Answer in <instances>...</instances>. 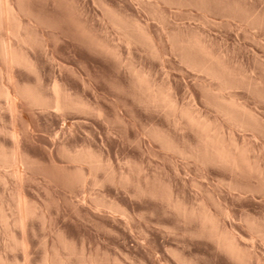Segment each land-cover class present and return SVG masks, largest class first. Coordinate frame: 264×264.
<instances>
[{
    "label": "rangeland",
    "instance_id": "obj_1",
    "mask_svg": "<svg viewBox=\"0 0 264 264\" xmlns=\"http://www.w3.org/2000/svg\"><path fill=\"white\" fill-rule=\"evenodd\" d=\"M11 1L35 48L10 37L4 25L0 37L22 49L36 70L7 69L0 57V86L8 83L16 97L12 113L0 98V147H19L26 161L17 177L0 170V204L11 216L17 197L34 216L22 228L10 225L22 248L0 227L2 259L12 264H44L45 256L65 264H242L203 229L198 216L205 209L222 232L237 238L247 257L243 264H264V0ZM112 12L139 23L152 44L130 48ZM189 41L195 43L189 53L196 55L203 46L216 58V68L227 71L234 86L223 94L246 106L257 129L241 128L221 112L218 80L193 67L181 50ZM133 67L169 91L181 109L222 128L229 142L247 152L248 164L233 169L204 163L165 146L156 134L193 152L198 133L186 120L176 123L164 106L144 101ZM55 83L85 108L58 112L18 94L26 85L39 86L52 101ZM86 152L103 160L98 173L72 159Z\"/></svg>",
    "mask_w": 264,
    "mask_h": 264
},
{
    "label": "bare ground",
    "instance_id": "obj_2",
    "mask_svg": "<svg viewBox=\"0 0 264 264\" xmlns=\"http://www.w3.org/2000/svg\"><path fill=\"white\" fill-rule=\"evenodd\" d=\"M10 1L9 0H0V30L5 32L6 30H3V27L5 26L9 30V31L8 30L7 31L10 33V35H11L10 37L13 36V38H15L16 40L23 43L24 46L25 45L33 46L36 43H34L33 39H31L32 40L31 41L30 38L28 37V36H30V35H28L30 33L26 32V30L22 24L23 22L21 21L22 18L20 19L21 16H19L18 10H16V7H13L15 5H12L11 4L12 1L11 2ZM21 8L19 7V9H21ZM109 13H110V11H109ZM113 13L114 12L111 13L113 16L112 18L114 19L113 22H115L116 27L118 28V30L120 31L124 40L126 41L127 45H129L130 48L133 44H136V43L141 44V42L146 43V45L152 44L151 43L152 40L150 42V39H151L150 35L151 34L149 35L146 33V31L144 32L141 29L142 26L138 25L139 23L136 22L137 24L136 23L130 24L123 18L121 20L118 19L117 15L115 17L114 16L115 13H114V15H113ZM23 15H25V14H23ZM130 22H132V21H130ZM3 37L4 36H2V38ZM2 38L0 37V57L3 60L5 67H6V65H8L11 68H12V66H20V67L28 68L30 71L34 72L36 69H35V65H34V62L32 61V59L30 60L29 56L25 52H23L22 49L20 50L16 47L12 48V46H11L12 44H10L7 39H6L7 40L6 41ZM193 41L197 42V39L193 40ZM192 42L189 41V43L181 44V47H183V45H184V48L181 50L185 49L184 51L185 52L187 51L186 53L183 52V53H185L184 56L186 55L185 58L187 57L186 59L189 60V62L191 63V65L193 67H195L197 70H199L201 72L208 74L213 79L218 80L219 89L218 88H216V89H218L219 90L218 92H220L219 95H217L218 96L217 99L220 101L219 108H220L221 112L225 115V117L228 120L233 121L235 124H237L241 128L242 127L243 128L251 127L253 129H255V128L257 129V127H258L257 125L259 123L256 124L255 118H254V121H252L253 117L250 113H248V114H250L251 116L250 115L246 116V115H248L246 113L247 111L245 110L246 106L245 107L242 106V104H239L235 99H233V97H234L233 95H232L233 97L231 96V99H230V97L228 99V97H226L227 95H224L225 93H228V91L230 93L231 88L233 89V86H234L233 81L231 79L228 80L229 75H226L227 71L225 72L224 71L225 69H224V70H222L223 71L222 72V71H220V69L216 68L217 66L220 68L219 65H216V63H217L216 58L212 54H210V52L207 53L206 52L207 50L204 51L203 49H205V48L203 46H202V49H200L201 48L200 42H197L198 44L196 45V46L200 47V48L199 47L196 48V49H199L200 51H198L196 55L189 53V52H191L192 47L194 48V45H195V43L193 42L194 43V45H193ZM37 44H39V43H37ZM188 44H191V45H189L190 48L187 47ZM134 46H136V45H134ZM178 49H179V47H178ZM188 49H190V50L188 51ZM109 51H110V49H109ZM154 51H156V50L154 49ZM199 52L202 53V55L204 57L202 55L201 56L203 58H201ZM203 52H204V54H203ZM112 55H114V57H117V52L113 50ZM198 56H200V57H198ZM8 66L6 67L7 69L9 68ZM221 69H223L222 66H221ZM12 70H13V68H12ZM132 71L134 72V75H135V84H136V86H138L137 88L140 90L141 94L143 95L142 97L144 98V101L147 102V104L152 105V106L153 105L158 106V107L164 106V108H167L169 110V112L171 113V115L174 117V121L176 123H180L182 120H186L188 125H190L198 133L199 144H198V147L196 148V150L193 152L184 151V150H182V148L180 149L177 145H175L171 141L172 139L168 140L167 138H163L159 134H156V136L163 141L165 146H167L168 148L180 153L181 156H184L187 158H195L194 160L202 161L204 163L215 162V163H218L220 165H223L224 167H229V168H233V169H240L244 165L248 164V160L246 158L247 154H245L246 151H244V148L242 150L234 142H229V140L226 139L225 134L222 131V128H220L216 125L214 126L213 123H211L209 120H206L202 116L196 114L197 112L194 113V112H190L189 110L185 111V109H181L182 107L181 108L179 107L177 102L169 94V91L167 92L163 88L156 86L154 83H152L151 78L147 77L148 76L147 74H144L143 72L136 70V68L133 67ZM3 72H4V70H3ZM6 73H7V75L10 74V73L8 74V72H6ZM7 79H8V77H7ZM8 81H9V83H12V77H10L8 79ZM12 84H14V83H12ZM232 84H233V86H231ZM7 85H8V83H7ZM7 85L2 83V85L0 86V98H2L4 100L5 107L7 108V110L9 112H11V111L13 112V108L15 107L14 102H15L16 97L13 94V92L11 91L12 89H10V87H8ZM52 86H53V96H54L53 99H51L52 101H50L48 99L45 92L43 93L39 89L40 88L39 86H30V85H26L25 87L20 86L21 88L19 89L18 94L20 96H22L24 98V100L26 99L28 102H30L32 105L41 106V107H52V108L56 109V111H58V112H60L62 110L64 111V109L66 110L67 108L69 109L70 107H80L81 109L85 108L84 107L85 105L83 106L81 103L74 102V100H72V96L70 94H68L67 92H64L60 88V85L58 83H55ZM11 87H12V85H11ZM15 94H17V93H15ZM212 98H213V96H212ZM4 110H5V108H4ZM14 111H15V109H14ZM11 116L13 117L12 114H11ZM248 117H252V119L248 118ZM10 136H11V139L15 140L14 142H16L17 137H18L16 135V133H14L12 131L10 133ZM15 144H17V143H15ZM2 147L3 148L0 147V170H3L5 172V174H11L12 176L17 177L21 173V171L23 170L22 166L26 164L25 159L19 154V150H18L19 147L18 148L17 147L12 148L11 150H8V151L4 146H2ZM89 150H90V148H89ZM64 152H66V150ZM72 159L75 161V164H76V162H77V164L80 163L81 166H82V164L83 165L86 164L93 171L97 170V173H98V169H100L102 166L105 165V164L103 165V160L99 156H97L93 153H90V152L79 153L78 155L73 156ZM80 169H82V168H80ZM80 172H81V170H80ZM239 174H240V172H239ZM1 175H0V178L4 179ZM21 177L22 176H20V178ZM148 192H149V190H148ZM18 195H19V193H18ZM154 197H156V196H154ZM21 201L22 200L18 199L17 197L14 198V206L13 207H11L12 205L10 206L11 216H9L10 214H7V213H9L8 212L9 209L6 210V208L3 206L4 204L3 205L0 204V205H2V206H0V227L3 230L5 229L4 230L5 232H6V230H8V232H10V234H11L12 231H9V230H11L10 227L12 225H14L16 228H18V227L22 228L23 226H25L24 224H25L26 218H30L29 216H31L34 213V211L31 208L26 209L27 206L24 207V205L22 204ZM3 208L7 211V213ZM23 208H25V209H23ZM112 208L113 209H119L114 205H112ZM29 209L32 210L33 212H31ZM203 210L204 211H201L200 215L198 216L200 218L202 225H203L202 226L203 229L208 230L206 232L207 233L209 232V234L212 236V238H214L216 240L219 247L222 248L223 250H225L233 259L240 261V263H242V262L244 263L246 261V258H247L246 254L243 253L242 249L238 245L237 238L234 236V234L231 235L230 232H229V234H227V232H225L224 230L222 232L220 227H219V224H217L218 219H216V216L214 217L212 214L209 213V211L207 212V211H205V209H203ZM180 211L183 213L184 216L187 215L188 210L180 209ZM188 214H189V211H188ZM192 214H193L192 216H195V214L193 212H192ZM189 215H191V214H189ZM32 216H34V215H32ZM28 223H29V221H28ZM15 233H17V232H15ZM7 237L9 238L8 241L11 239L10 241L13 243L12 245H14L15 247H18V248L21 247L22 248L23 246H25L24 243L22 242V240L17 239V237L14 235V233L11 235L8 234ZM10 245H11V243H10ZM6 248H7V246H6ZM12 248H14V247H12ZM56 256H54V257L57 258L58 256L57 257ZM2 258L3 257L0 256V263L12 264V263L5 262L4 259H2ZM58 258H60V257H58ZM52 259H54V258H52ZM56 260L51 262V260L48 258V256H45L44 264H53V262H55V264H56L60 261L59 259H56ZM13 264H22V262L21 263L15 262ZM59 264H65V262L60 261ZM184 264H191V263L184 261Z\"/></svg>",
    "mask_w": 264,
    "mask_h": 264
}]
</instances>
